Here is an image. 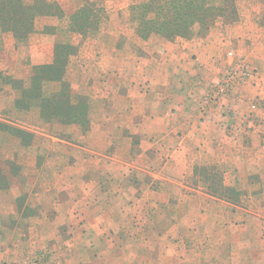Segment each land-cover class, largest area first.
<instances>
[{"label": "crops", "instance_id": "crops-1", "mask_svg": "<svg viewBox=\"0 0 264 264\" xmlns=\"http://www.w3.org/2000/svg\"><path fill=\"white\" fill-rule=\"evenodd\" d=\"M233 2L237 14L235 21L219 19L204 33L196 26L194 35L187 39L177 37L172 41L156 42L143 40L140 35L135 40L117 42L107 37L104 42L94 41L89 45L98 56L94 63L97 71L94 78L101 79L102 74L106 73L112 82L109 81L106 88L105 102L109 103V111L101 126L107 129L108 147L105 155H98L100 158L96 157L89 164L94 174L102 176L101 180L85 187L89 192L87 197L83 195L86 193L83 185L78 183V188L66 183L33 185L29 194L33 195L34 201L28 203L27 200L25 205L19 203L20 195L13 197L12 217L4 216L7 213L0 211V264L10 256L18 255L6 245L12 242L13 232H17V227L12 229L9 226L13 222L23 225L25 231L21 228L22 238L27 242L35 238L34 231L36 241L44 238L55 240L54 249L61 250L57 255L63 257L64 264H70L65 259L71 256L69 252L74 244L63 248L65 237L79 241V245L74 246L79 255L89 251L84 238L115 240L120 234L121 237L130 238L129 229L132 228L130 224L134 213L140 215V219L137 217L141 226L139 236L147 232L144 240L151 238L148 231L151 224L155 225L156 239L164 237L162 223L159 222L163 209L197 207L205 211L207 208L209 210L200 218H209L206 221L210 222L226 221L228 206L240 204L243 201L242 192L254 186L251 180L250 183L245 180L246 188L241 187V178L254 176L257 171L255 167L251 168L257 164L256 159H261L259 155H264V0H259L258 8L247 10L245 17L237 7V1ZM131 21L136 24L135 31H138L137 21ZM46 28L52 30L51 26ZM5 37L0 31V77L5 73L9 76L15 74L10 70L11 65L5 63L13 55L11 50L16 48V40L13 35L7 34L8 39L14 38L10 48L5 44ZM32 48L35 51L37 47ZM83 49L84 45L81 50L78 47L79 58ZM240 56H244L259 71L261 89L247 87L244 90L245 98L241 102H232L224 113L210 110L206 115L199 114L198 103L207 87L215 83ZM34 59L35 55L31 57V66L49 65L53 61L51 58L35 62ZM8 90L11 89L4 88L3 84L0 96L3 98ZM111 95L113 105L109 98ZM4 110L6 107L3 105L0 112L5 114ZM0 120L6 121L2 114ZM121 145H125V151H122ZM78 158L75 156V159ZM70 161L75 164L74 159ZM212 167L219 168L212 171ZM6 174L11 173L0 171V176ZM22 174L30 173L19 169V175ZM61 175L73 177L72 173ZM216 176H221L219 182L213 181ZM228 177L232 181H228ZM12 189L13 185L0 188V196ZM228 190L239 192L235 204L228 199ZM23 191L29 195L28 191ZM72 191L76 194L71 202L68 196L71 197ZM195 193L200 195L196 197ZM120 204L123 210L130 209L131 213L118 215L116 209ZM5 205L0 208L6 209ZM26 207L28 211L32 209L33 214L21 212L20 209ZM69 210H76L80 219H74V222L69 220ZM32 221L38 225L34 231ZM56 223L53 235L45 236L51 229L48 225L54 226ZM182 223L188 224L189 219ZM125 225L126 229L121 228ZM169 236L171 240L177 238L174 232ZM23 243L19 245L20 248L28 246L21 247ZM161 248L160 243V255ZM22 254L19 252L18 257ZM166 255L173 256V253Z\"/></svg>", "mask_w": 264, "mask_h": 264}, {"label": "rangeland", "instance_id": "rangeland-1", "mask_svg": "<svg viewBox=\"0 0 264 264\" xmlns=\"http://www.w3.org/2000/svg\"><path fill=\"white\" fill-rule=\"evenodd\" d=\"M22 1L25 5L31 6L34 0ZM45 1L59 5V15L36 17L34 20V33L24 38H18L12 31H5L0 27V31L6 36L5 44L11 48L14 38L17 44L16 48L11 50L13 55L9 56L7 63H5L11 65L10 70L15 71V74L11 72L12 74L10 73L11 75L9 76L5 73L3 77H0V87L4 84V88H9L11 89L10 91L14 92L12 93L8 90L3 98L0 96V109L3 105L6 107V111H3L6 112L5 114L0 112L6 121L0 120V122L30 134V136H22V134L17 132L8 133L0 129V171L3 173L4 171L11 174L15 173L0 176L1 189L5 188L6 185L8 187L13 185V189L10 192L0 196V206L6 204V209L0 208V211L6 212L7 214L4 216L7 217L11 216L13 197L20 195L18 196V201L23 205H25L27 200L28 203H31L30 200L34 201L33 195H30L33 185H60L66 183L68 186L76 187L80 184L83 185L86 192L83 194L84 197H87L89 192L85 187L89 186L88 184L99 183L101 180L102 176L94 174V169L89 164L96 157L100 158L98 155H105V149L108 147V140L106 139L107 129L101 128V126L105 122L104 119L109 111L107 109L109 103L105 102L107 101L105 93L108 91L106 88L110 80L106 73L102 74L101 79L94 78V75H97L94 63L96 62L95 58L98 56H95L96 50H92L89 45L94 41L104 42L107 37L117 42L138 39L140 34L135 31L136 24L131 21H136L132 8H138L140 4L143 6L149 0ZM236 1L243 17H245L247 10H252L259 6V0ZM81 12L84 15V19L78 25L81 28L79 32L72 29V17ZM138 14L140 13L137 12L136 16ZM153 17V15H148L147 19H152ZM111 25L115 26L110 28ZM46 26H51L52 30L47 32ZM7 34L13 35L14 38L8 39ZM149 39L156 40V42L163 40L172 41L158 34L143 37V40ZM58 45L60 47L65 45L73 47L72 49L68 48L66 51L70 52V54L63 79L61 81H45L41 87L45 95H51L59 91L64 86L63 83H65L66 87L69 88L72 103H82L87 108V117L85 118L86 122L84 120V125L65 124L59 117H44L41 111V102L32 101L29 107L27 103H23L27 107L19 105L23 90L29 89L33 85L32 78L35 74V69L48 65L31 66V57L35 55V62L48 61L52 58L51 64H53ZM82 45H84L85 49L82 50L79 58L77 56L79 55L78 47L81 50ZM32 47L37 48L34 51ZM38 48L42 49L37 51ZM239 58L255 70L257 76L260 77V84H248L237 97L225 100L219 107L204 109L201 105L202 99H204L210 87L220 81L232 64L215 83L207 87L206 93L198 103L199 114L206 115L210 110L224 113L226 111L225 108L232 102H241L245 98L244 90L247 87L251 86L255 89H261L262 82L259 71L248 63L244 56ZM29 71L32 76H29ZM109 98H111L110 102L113 105V96L111 95ZM121 148H123L122 151H125V145H121ZM120 154L124 155L122 152ZM84 155H88V157H83ZM75 156L79 158L75 159ZM259 156H261V159H256L255 162L257 164H254L251 168L255 167L257 173L254 176L246 175L241 178L243 179L241 187L244 186L246 188L245 180L249 183L252 181L254 184V186L247 187L242 192L243 201L240 204H235L239 197L235 199L237 193L235 192L231 195L229 192L228 196L230 198L228 199L233 200L232 202L236 206H228L226 212L229 215L226 221L221 219V221L213 220L210 222V220L206 221L209 218H200L201 214L203 215L209 210L207 208L205 211H201L197 207L163 209V212H161L163 216H160L159 222L162 223L161 229L164 239H156L154 235L155 225L151 224L148 228L151 238L144 240L147 232L139 236L141 226L138 221L140 215L134 213L133 220L135 221L132 220V224H130L132 228L129 229L130 238L121 237L120 232L117 233L120 236H117L115 240L99 241L96 238L93 240L90 238L91 241L84 238V243L86 248L89 246V251L79 255L78 251L75 252L74 247L76 244L79 245V241L65 237L62 241L63 248H68L66 246L68 244L69 246L74 244L73 250L69 252L71 256L65 259V262L67 261L70 264H264V155L261 153ZM71 159H74L75 164L70 161ZM88 160H90L89 163ZM218 168L212 167L211 170L215 171ZM19 169H23L30 174L19 175ZM32 169L35 171H31ZM251 169H246L245 171L251 172ZM60 170L62 172H59ZM87 171L88 173H86ZM63 173H72L73 177L61 175ZM66 179L69 180L67 181ZM220 179L221 176L213 177V181L218 180L219 182ZM228 181H232V179L228 177ZM22 189L30 194L25 195ZM70 194L71 197L68 196V201L72 202L75 200L76 193L72 191ZM199 195L195 193L196 197ZM131 196L132 194H130L129 198ZM121 197L123 198V195ZM88 199L90 200V198ZM88 199L85 200L89 201ZM20 210L25 214H28V212L33 214V210L28 211L27 207ZM42 210L45 213V208L43 209L42 207ZM75 212L74 210H69V216L71 217L68 218L73 222L76 219H80L77 216L79 213ZM116 212L118 215H125L126 212L131 213V210H123L120 204ZM170 213H172V216ZM75 215L78 218L74 217ZM137 217H139L138 220ZM187 218L189 223H182ZM16 224L13 222L12 225H9L12 229L17 227V232H13L12 242H7L6 245H9L11 250L17 252L18 255L19 252L23 254L21 257H18L17 254L12 255L9 259L3 260L2 264H64L62 262L63 257L57 255L61 250L58 247L56 249L58 248L59 251L54 249L55 240L44 238V240L39 239L36 241V232L34 230L38 225L35 221H32L31 224L35 238L29 239L28 242L22 238L21 228L24 230L23 225ZM124 224L125 222L121 223V225ZM126 225L121 228L126 229ZM48 226L51 229L47 234H44L45 236L53 235V230H55L57 223L54 226ZM74 226L71 225L72 228ZM77 226L80 225L78 224ZM171 232L177 235L176 239L171 240V236H169ZM167 235L169 238H167ZM23 241L24 243L21 247L28 246L20 248L19 245ZM160 243L162 245L160 249L162 255L158 253ZM169 252H172L173 256L166 255Z\"/></svg>", "mask_w": 264, "mask_h": 264}, {"label": "trees", "instance_id": "trees-1", "mask_svg": "<svg viewBox=\"0 0 264 264\" xmlns=\"http://www.w3.org/2000/svg\"><path fill=\"white\" fill-rule=\"evenodd\" d=\"M142 4H140L141 6ZM132 8L134 19L138 23V32L142 37L158 34L164 38L174 40L177 37L190 38L194 35V28L199 27L201 33L207 32L219 19L225 22H233L237 19L233 0H149L141 7ZM141 10V11H140ZM59 5L45 0H34L33 5L27 6L22 0H0V27L5 31H12L18 38H24L34 33V20L38 16H58ZM83 12V11H82ZM81 13L72 17V29L81 30L78 25L84 19ZM137 12L140 14L137 15ZM153 15L152 19H147ZM48 32V28L46 29ZM84 31V30H82ZM81 31V32H82ZM80 32V31H79ZM66 46V47H65ZM57 46L55 61L51 65H44L35 69L33 85L22 92L20 106L28 107L32 101L41 102V111L44 117H59L65 124H81L86 122L87 108L82 103L73 104L69 88L63 83V87L51 95H45L41 85L45 81H61L66 71V65L70 52H66L72 46ZM27 103V105H23ZM0 129L6 132H17L30 136L21 130L11 128L0 122ZM239 193L228 190V195Z\"/></svg>", "mask_w": 264, "mask_h": 264}, {"label": "built area", "instance_id": "built-area-1", "mask_svg": "<svg viewBox=\"0 0 264 264\" xmlns=\"http://www.w3.org/2000/svg\"><path fill=\"white\" fill-rule=\"evenodd\" d=\"M230 55L235 57L233 53ZM248 84L259 85L260 77L242 59L236 58L220 81L210 87L201 105L204 109L219 107L225 100L237 97Z\"/></svg>", "mask_w": 264, "mask_h": 264}]
</instances>
